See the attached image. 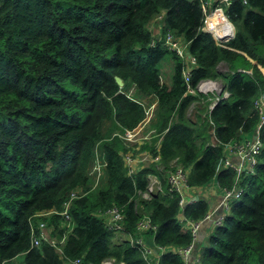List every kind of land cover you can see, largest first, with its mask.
Wrapping results in <instances>:
<instances>
[{
    "label": "trees",
    "instance_id": "1",
    "mask_svg": "<svg viewBox=\"0 0 264 264\" xmlns=\"http://www.w3.org/2000/svg\"><path fill=\"white\" fill-rule=\"evenodd\" d=\"M159 14L163 26L151 46L149 24ZM227 17L235 37L222 48L202 31L197 0H0V264L18 257L20 264L76 259L146 264L128 240L114 243V233L97 216L114 207L134 239L146 215L156 227L155 234L147 233L156 246H190V232L177 222L178 195L139 198L136 193L146 191L148 175H157L162 185L164 178L154 165L129 177L121 156L126 149L106 138L113 128L133 130L143 121L142 106L127 98L133 88L135 99L157 102L153 126L157 133L167 130L158 150L165 170L177 161L188 171L189 187L207 186L224 145L255 132L254 103L264 94V0H247V5L234 0ZM168 32L185 42L196 61L191 85L220 80L229 93L209 115L214 147L208 144L207 122L200 115L196 122L188 118L197 98L184 95L182 62L164 46ZM167 54L174 62L169 85L161 83L157 68ZM220 63L228 71L218 72ZM260 140L254 173L240 181L244 194L188 264H264V126ZM96 147L106 167L100 186L91 191L88 172ZM216 180L221 188H231L234 172L222 170ZM76 190L83 196L71 205L74 228L62 246L64 260L45 244L30 248L31 223L46 222L55 236H62L58 215H37L61 212ZM208 208L199 199L183 214L197 222ZM159 264L185 263L167 253Z\"/></svg>",
    "mask_w": 264,
    "mask_h": 264
},
{
    "label": "built area",
    "instance_id": "2",
    "mask_svg": "<svg viewBox=\"0 0 264 264\" xmlns=\"http://www.w3.org/2000/svg\"><path fill=\"white\" fill-rule=\"evenodd\" d=\"M200 3V9L203 15L202 31L211 35L216 46L225 48L224 44L231 41L235 37V27L228 20L227 10L234 0H197ZM240 1L243 5H247V0ZM220 17V18H219ZM213 19V21H211ZM218 20V22H216ZM179 38H175L170 32L164 36V46L168 52L174 54L182 62L181 76L185 86V96H193L197 98V104L203 106V112L198 115L202 122H207L211 128V138H209V145L214 147L217 144L215 140L214 123L210 120L209 115L221 100H227L229 93L224 89L223 85L218 81L201 80L196 86L191 85L192 70L195 68L196 61L187 52V45L181 43ZM155 43V39L151 40V46ZM239 72L250 74V71L239 70ZM134 89L131 88L127 92V98L134 103L142 106L144 110L143 121L133 130L121 129L112 135V139H117L122 143L125 152L121 153L123 166L127 170L129 177L136 174L141 169L154 165L158 174L165 175V187L162 185L156 175L154 177L148 176V186L146 191L137 192L136 195L144 200H150L153 195L168 194L170 196L176 194L179 197V213L177 215V222L182 228L188 230L192 236V243L186 248H165L154 245L151 248L143 241L142 236L149 232L155 234L156 227L153 226L150 218L146 215L141 217V220L136 225V232L138 238L134 239L132 236L126 234L124 230V217L118 208H111L104 212L97 214L106 227V229L114 234H125L126 239L130 244L138 249L143 261L146 264H159L162 255L171 253L179 256L185 264H188L192 259L194 251V244L197 242V236L200 228L207 222L211 223L213 227L222 226L224 217L230 212V206L233 201H239L244 194V188L240 186V181L245 175H252L257 165V158L261 150L260 129L264 126V94L255 101L254 107L259 118V122L255 132L250 138H242L240 141L230 142L223 147V157L216 167V173L213 180H216L217 174L222 170H231L234 172V180L231 188H221L217 182L218 187L221 188L222 195L216 208L207 212L202 220L193 222L187 219L184 214V208L193 203L186 201V195L194 191H206L209 185L202 188H192L188 185V171L185 170L177 161L169 164L170 170H165L161 164L159 155L160 141L165 130L162 133H157L153 123L156 121L157 102L152 98L143 99L141 101L133 97ZM213 138V139H212ZM154 151L150 148L153 142ZM109 141V140H107ZM106 162L104 156L100 153L98 147L94 150L93 164L88 172V176L92 179L91 191L98 188L100 180L103 178ZM81 190L73 191L68 201L63 205L61 212L54 210L39 213V218H49L52 215H58L61 218L64 233L62 236H55L53 227L46 222H37L35 226L30 224V248L40 247L45 244L55 250L60 259H63L62 246L65 240L74 228L73 220L70 215L72 202L79 197H82ZM66 264H83L82 259L72 261H64ZM2 264H17L15 260L5 261ZM101 264H124L117 262L114 259L104 260Z\"/></svg>",
    "mask_w": 264,
    "mask_h": 264
},
{
    "label": "crops",
    "instance_id": "3",
    "mask_svg": "<svg viewBox=\"0 0 264 264\" xmlns=\"http://www.w3.org/2000/svg\"><path fill=\"white\" fill-rule=\"evenodd\" d=\"M158 16H160V17H163V14H159ZM160 26H163V24L162 23H159L158 21H156V18H154L151 22H150V24H149V30L151 31V34H152V38H154L155 40L156 39H159V37H160V34H161V29H160ZM180 39V38H179ZM180 40H182V39H180ZM220 65H225L226 66V71H228V67H227V65L225 64V63H220L219 64V66L217 67V70H218V72L220 71ZM173 66H174V64L172 65V69H173ZM196 66V65H195ZM166 84V83H165ZM166 85H169V84H166ZM202 105H199V104H197L195 101L190 105V107H189V109H188V118L190 119V111L191 110H193V109H202ZM198 112V111H197ZM197 112H196V114H197ZM197 121V120H196ZM196 121H193V122H196ZM207 131H208V136H211V128L208 126V129H207ZM250 137H252V135H250V136H244V135H241L240 134V140L243 138H250ZM210 138V137H209ZM213 139V138H212ZM210 140H211V138H210ZM156 143V140H155V142H153L152 144H151V146L149 147V146H147V148H150V151H151V149L152 148H154L153 146H154V144ZM154 174H152V175H148V176H151V177H154L153 176ZM160 175H162V177L164 178V181H165V175L164 174H160ZM157 176V175H156ZM158 177V176H157ZM159 179V178H158ZM147 182H148V177H147ZM159 181H160V179H159ZM213 184L211 185V186H214V187H216L218 190H220L221 191V188L220 187H218V185H217V180H213L212 179V181H211ZM211 182L208 184L209 185V187H211L210 186V184H211ZM160 183H161V181H160ZM160 185H162V184H160ZM148 186V185H147ZM162 187V189L163 190H165L164 189V187H165V184L164 185H162L161 186ZM209 187L207 188V190L206 191H203V192H198L197 190L196 191H194V192H192V193H188L187 195H186V199H185V202L186 201H192V202H195V201H198L199 199H203V200H205L208 204H209V208H208V212L209 211H212L213 209H215L216 208V205L218 204V202H219V199H220V196H218L217 195V192L215 191V190H211L210 191V189H209ZM207 192H209V193H207ZM222 192V191H221ZM141 193H143V192H141ZM208 195H207V194ZM162 195H165V194H162ZM142 199V198H141ZM213 229H214V227H213V225L211 224V223H209V222H207V223H205L201 228H200V230H199V232H198V236H197V242H196V244H195V247H194V251H193V254H192V258L194 259V258H196V257H199V254H200V251L202 250V248L206 245V243H207V240H208V237L210 236V234L212 233V231H213ZM122 235H124V234H122ZM148 234H144L143 236H142V238H143V241L146 243V244H148L151 248H153L154 247V241H153V235H151V237L150 236H147ZM113 240V239H112ZM121 241H124V239H122L121 237H117V238H115L114 240H113V242L114 243H116V242H121ZM197 259V258H196ZM16 260H17V258L15 259V262H16ZM17 264H20V263H18V262H16ZM63 264H66L64 261H63Z\"/></svg>",
    "mask_w": 264,
    "mask_h": 264
},
{
    "label": "rangeland",
    "instance_id": "4",
    "mask_svg": "<svg viewBox=\"0 0 264 264\" xmlns=\"http://www.w3.org/2000/svg\"><path fill=\"white\" fill-rule=\"evenodd\" d=\"M156 18V21H158L159 23H162V20H163V17H160V16H156L155 17ZM162 28V26H160V29ZM175 37V36H174ZM176 38V37H175ZM182 42L181 43H185V42H183V40H181ZM174 64V62H173V59H172V56L171 55H169V54H167V55H165V57L161 60V62L159 63V65L157 66V68L159 69V72H160V80H161V83H163V84H170V81H171V77H172V74H173V69H172V65ZM242 67V66H241ZM220 73H224V72H226V66L225 65H220V71H219ZM218 82L219 83H221L220 82V80H218ZM222 84V83H221ZM198 111V112H197ZM196 112H197V114H196ZM199 112L200 113H202L203 112V110L202 109H193V110H191L190 111V119L192 120V121H196L197 120V116H198V114H199ZM191 121V122H192ZM117 132V129L116 128H113V130L111 131V133L109 134V136H107V140H110L111 138H112V135L114 134V133H116ZM209 137V136H208ZM111 141V140H110ZM208 143H209V141H208ZM91 180V184H92V179H90ZM101 182H102V179L100 180V183H99V186H100V184H101ZM213 183L211 182V184H210V186L212 185ZM209 189H210V191L213 189V190H215L216 192H217V195L218 196H221L222 195V192L220 191V190H218L216 187H214V186H211V187H209ZM96 190V189H95ZM207 193H209V192H207ZM206 193V194H207ZM208 195V194H207ZM119 238V237H121L122 239H124V241L125 240H127L126 239V236H125V234L124 235H122V234H114V236H113V240L115 239V238ZM16 262H18V263H21L22 262V257H18L17 258V260H16Z\"/></svg>",
    "mask_w": 264,
    "mask_h": 264
},
{
    "label": "water",
    "instance_id": "5",
    "mask_svg": "<svg viewBox=\"0 0 264 264\" xmlns=\"http://www.w3.org/2000/svg\"><path fill=\"white\" fill-rule=\"evenodd\" d=\"M115 81H116V83H117V85L119 87H122L123 86V83H122V81L119 78H115Z\"/></svg>",
    "mask_w": 264,
    "mask_h": 264
},
{
    "label": "bare ground",
    "instance_id": "6",
    "mask_svg": "<svg viewBox=\"0 0 264 264\" xmlns=\"http://www.w3.org/2000/svg\"><path fill=\"white\" fill-rule=\"evenodd\" d=\"M219 18H220V17H219ZM211 21H213V19H211ZM216 22H218V20H217Z\"/></svg>",
    "mask_w": 264,
    "mask_h": 264
}]
</instances>
